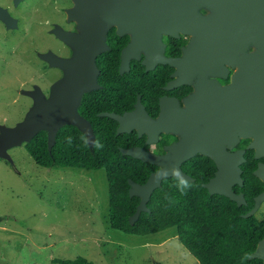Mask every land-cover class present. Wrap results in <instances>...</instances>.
I'll return each instance as SVG.
<instances>
[{
    "label": "water",
    "instance_id": "95a60500",
    "mask_svg": "<svg viewBox=\"0 0 264 264\" xmlns=\"http://www.w3.org/2000/svg\"><path fill=\"white\" fill-rule=\"evenodd\" d=\"M18 1L15 0L16 3ZM98 1L74 0V7L68 10L73 12L77 20L82 18L85 21L86 33L55 30L59 38L74 46V55L72 58H62L52 52L43 54L45 59L63 69L65 74L53 82L47 98L39 89L25 91L33 98V106L14 126H0V156L8 158V148L22 141L26 142L42 129L47 130L48 147H51L58 128L69 123L85 134L89 144L93 143L91 124L79 114L77 107L85 91L98 87L95 57L104 47V33L102 30L95 31L91 28L94 18H80V13L84 9L83 4L88 10L100 12L102 26L107 28L110 22L111 1L101 0L99 5ZM199 1L149 0L151 32L158 33L157 22L163 18L161 12H165L173 2L176 3V10L183 24L186 22L183 13H193L196 28L190 31L196 32L197 36L192 37L184 48L183 57L178 63L182 64L186 72L175 83H189L190 75L195 73L196 69L204 73H223V61L235 67L230 82L221 86L213 80L197 81L196 90L200 93L190 94L184 99L186 107L181 110L180 123L179 118L175 122L172 118V127L166 125V116L149 120L140 109L121 115L114 112L99 113L119 122L117 134L129 131L132 127H136L140 134L147 125L151 126L148 130L150 138L163 128L167 131L170 128L175 131L182 129L183 137L180 142L167 146L163 154H155L139 146L120 147L122 154L159 167L152 171L143 183L128 179L129 195L140 198L134 214L129 218L131 223L138 218L141 211L149 210L147 201L151 193L160 185L162 178L173 176V169L178 170L186 180H193V177L182 170L181 163L196 151L209 153L210 149L219 150L221 141H227L232 146L238 136H258L264 151V0H205L211 6L218 7L214 17H202L198 13L194 16L193 11ZM0 19L7 27L16 25L15 19L1 7ZM250 43L254 45L255 50L240 56ZM153 139L155 138L148 141ZM219 151L223 155L215 157L218 170L202 186L210 193L225 195L240 205L244 202L243 195L232 190L234 183H241L238 167L240 159L235 155L226 157L222 149ZM260 167L262 169L256 170V173L264 179V166ZM263 199L264 191L255 198V207L244 216L252 214ZM251 256L264 262V236Z\"/></svg>",
    "mask_w": 264,
    "mask_h": 264
},
{
    "label": "rangeland",
    "instance_id": "374dc122",
    "mask_svg": "<svg viewBox=\"0 0 264 264\" xmlns=\"http://www.w3.org/2000/svg\"><path fill=\"white\" fill-rule=\"evenodd\" d=\"M1 1L16 23L0 22V126L12 127L33 106L25 91L47 98L65 74L43 54L72 58L75 50L55 33L67 31L69 0ZM24 143L0 156V264H60L51 260L77 256L95 264H199L175 227L146 235L111 228L104 169L43 167Z\"/></svg>",
    "mask_w": 264,
    "mask_h": 264
},
{
    "label": "trees",
    "instance_id": "16d2710c",
    "mask_svg": "<svg viewBox=\"0 0 264 264\" xmlns=\"http://www.w3.org/2000/svg\"><path fill=\"white\" fill-rule=\"evenodd\" d=\"M121 79L117 74L118 83ZM114 87L119 89L120 86ZM100 94V89L85 92L77 107L91 124L93 143L89 144L85 134L69 123L58 128L53 145L48 147L47 130H39L24 143L35 163L43 167H76L88 171L104 169L111 228L146 235L175 227L177 238L199 264H264L262 259L251 256L264 235V219L244 216L246 207L237 205L225 195L211 194L201 185L214 169L213 163L203 156L191 157L182 163V169L194 178L187 180L191 186L183 194L174 176L162 178L147 201L149 210L141 211L138 218L130 222L140 198L129 195L128 179L143 183L158 166L121 153L120 147L136 142V135L117 134L112 118L96 114L106 109ZM247 175L251 181L252 177ZM51 261L95 264L82 256Z\"/></svg>",
    "mask_w": 264,
    "mask_h": 264
},
{
    "label": "flooded vegetation",
    "instance_id": "af4514ba",
    "mask_svg": "<svg viewBox=\"0 0 264 264\" xmlns=\"http://www.w3.org/2000/svg\"><path fill=\"white\" fill-rule=\"evenodd\" d=\"M9 1L15 6L22 2V0L17 3L15 0ZM69 1L70 4L64 8L65 20L68 22L64 30L84 34L86 33V23L81 17H90L94 18L91 28L95 31L102 30L104 33V47L95 57V64L98 68V87L95 89H100L106 109L97 111L98 116H107L99 115L101 112H114L121 115L140 109L149 120H158L166 116V125L172 127L174 125L171 123L172 118L174 122L179 118L180 123L181 110L186 107L184 99L190 94L200 93L196 90L197 81L213 80L221 86L230 82L235 67L223 61V73H204L196 69L195 73L190 75L189 83H175L186 72L182 64L178 63L179 59L183 57L184 48L188 46L192 37L197 36L196 32L190 31L196 28L193 13H183L186 20L183 24L179 18L180 14L176 10V3H171L165 12H161L163 18L157 22L159 29L155 34V32H151V22L149 21V0H110V22L107 28L102 26L101 13L88 10L84 4V9L80 13L81 19L77 20L73 16V12H68L75 4L74 0ZM100 1H98V5ZM0 7L4 8L10 16H14L9 4H4L0 0ZM217 8L211 6L208 1L200 0L193 11L194 16L198 13L202 17H214ZM3 22L2 20L1 23L4 24L5 22ZM254 50V45L250 43L247 50L239 55L243 56ZM117 74L122 77L119 83ZM116 85L120 86L119 89L114 87ZM204 101L203 99L202 102ZM85 119L88 121L87 118ZM113 120L117 130L119 122ZM149 129L151 126L147 125L140 134L136 127L125 131L136 135V142L130 143L128 147L139 146L152 153L163 154L166 152L167 146L180 142L183 137L182 129L175 131L170 128L167 131L163 128L150 138ZM152 138L155 139L148 141ZM262 146L261 138L258 136H238L232 146L227 141H221L219 150L222 149L226 157L235 155L240 159L238 167L241 183H234L232 190L236 194L243 195L244 202L240 205L247 208L243 215L255 207V198L264 191V179L256 173V170L262 169L261 165L264 166V153L261 154ZM219 150L210 149L212 153L198 150L191 156H203L213 163V173L205 182L209 181L218 170L215 157L223 155ZM248 173L252 177L251 181L247 179ZM262 174L264 175V173ZM205 182H201V185ZM251 215L257 219H264V199L249 216Z\"/></svg>",
    "mask_w": 264,
    "mask_h": 264
},
{
    "label": "clouds",
    "instance_id": "9594fccd",
    "mask_svg": "<svg viewBox=\"0 0 264 264\" xmlns=\"http://www.w3.org/2000/svg\"><path fill=\"white\" fill-rule=\"evenodd\" d=\"M97 146H99V145H97ZM163 171L166 172L167 170H163ZM172 174L177 179V185L176 186L179 188L181 194H183L185 192V190L187 188H189L191 185L188 183V181L185 178H183V176L179 173L178 170L173 169Z\"/></svg>",
    "mask_w": 264,
    "mask_h": 264
}]
</instances>
